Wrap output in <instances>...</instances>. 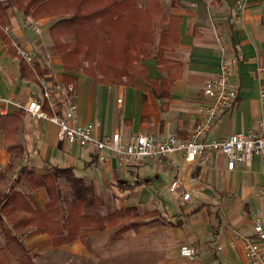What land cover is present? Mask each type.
Returning <instances> with one entry per match:
<instances>
[{
	"label": "crops",
	"instance_id": "obj_1",
	"mask_svg": "<svg viewBox=\"0 0 264 264\" xmlns=\"http://www.w3.org/2000/svg\"><path fill=\"white\" fill-rule=\"evenodd\" d=\"M147 1L137 0L141 6ZM159 1L166 19L156 22L153 54L143 59L146 74L124 83L100 81L82 68L65 69L50 34V26L58 16L37 19L42 32L27 30L23 27L22 10L6 4L8 21L0 27V96L23 101L42 98L35 75L23 72L22 60L14 50L19 44L31 51V66L49 79L56 93L57 83H75L73 100L78 118L83 122L100 121V137L121 128L124 141L138 133L184 139L200 119L201 107L207 101L203 92L205 82L220 68L217 30L227 44L229 57L236 61L231 82L238 88L239 100L234 108L221 111L208 135L257 130L261 119L259 90L264 83V74L259 76L256 71L264 64V0ZM171 28L174 45L161 50L162 32ZM57 97L62 104L61 89ZM20 110L8 105L0 119V194L17 190L31 199L34 208L43 207L50 200L46 188H34L26 178L19 179L20 168L28 165L37 173L46 174L54 166H73L78 176L94 185L96 194L106 204H115V209L135 206L142 214H151L147 218L142 216L144 221L138 230L126 231L132 245L129 250L141 256L144 264H249L237 232L255 239L254 218L257 213L264 216L260 155H255L250 165L239 161L234 169L227 167L225 154L218 151L209 158L199 154L193 160L176 153L173 162L163 163L153 157L121 163L114 155L102 162L90 148L62 141L56 123ZM15 145L22 155L9 149ZM3 165L15 169L14 176L1 174ZM175 179L181 181V186L171 191ZM65 185L64 181L62 186ZM185 192H190L188 199L183 197ZM152 198H163L164 204H154L142 211L141 207L154 201ZM166 212L172 216H166ZM21 214L29 216L30 212ZM119 228L115 225L100 230L84 226L80 237L54 245L50 234L35 225L18 234L13 221L3 215L0 260L24 264L10 251L8 232L20 236L22 245L38 264H59L75 256L82 262L88 260L91 242L96 243V249L106 243L98 233L115 234ZM183 245H193L196 255L183 256ZM95 258L96 264H104L102 253L97 252Z\"/></svg>",
	"mask_w": 264,
	"mask_h": 264
},
{
	"label": "trees",
	"instance_id": "obj_2",
	"mask_svg": "<svg viewBox=\"0 0 264 264\" xmlns=\"http://www.w3.org/2000/svg\"><path fill=\"white\" fill-rule=\"evenodd\" d=\"M6 4L18 7L35 19L60 16L51 24L50 33L65 69L82 68L104 82L124 83L136 75L146 74L143 59L153 54L156 22H165L166 19L159 0H148L145 6L139 5L137 0H0V27L8 21ZM171 32H174L172 28L162 32L161 50L174 45ZM5 37L11 42L6 33ZM14 50L22 60L23 72H30L40 81L39 70ZM69 82L67 80L65 85ZM45 108L50 110L47 100ZM20 111L26 112L25 109ZM4 116V113L0 114V119ZM9 149L17 156L22 155L17 150L18 145ZM19 173L18 178H26L32 187H45L50 200L45 206L34 208L31 199L20 191L0 194V222L3 215L7 216L18 234L29 225H35L50 234L54 245H59L80 237L84 226L105 230L122 224L115 233L121 237L131 228L138 230L141 222L135 218L151 215L148 212L142 214L135 206L116 208L107 214L89 211L103 206L105 200L96 194L90 181L76 174L73 166H54L52 172L39 174L24 165ZM64 181L66 185L63 187ZM23 211H29L30 215L22 216ZM124 221L127 224H123ZM7 236L10 251L24 264H38L22 245L20 236L10 232ZM0 264H10V261L0 260Z\"/></svg>",
	"mask_w": 264,
	"mask_h": 264
},
{
	"label": "built area",
	"instance_id": "obj_3",
	"mask_svg": "<svg viewBox=\"0 0 264 264\" xmlns=\"http://www.w3.org/2000/svg\"><path fill=\"white\" fill-rule=\"evenodd\" d=\"M28 23L35 30H41L38 20L32 19V16L28 18ZM215 31L221 51L220 68L218 73L207 79L204 84L203 92L207 96V101L201 107L200 119L187 138L181 139L175 135L157 138L151 133H138L129 141H124L121 128L110 136L102 138L97 133L100 121L83 122L78 118V107L73 100L75 83L70 81L63 85L61 88L62 104H59L54 87L44 76L39 77L42 86L41 99L32 97L23 101L13 96H0V114L6 112L8 105H14L25 109L28 114L37 119L43 118L56 123L59 127L58 136L62 141L90 148L102 162L114 155L121 163H126L131 159L141 160L149 157L156 158L158 162L163 163L173 162V156L176 153H181L187 160H193L199 154H204L206 158H209L218 151L225 154L229 169H234L239 161L244 165H250L253 157L260 155L264 177V83H261L259 90L261 119L257 130L235 132L228 136L208 135L221 111L234 108L239 100L238 88L231 82L236 69V61L229 57L228 47L222 34ZM16 50L18 54L32 63L33 57L27 48L16 44ZM256 71L259 76H262L264 64L259 65ZM46 100L50 111L45 108ZM180 186L181 181L175 179L170 185V190L177 191ZM260 194L264 200V183ZM183 197L188 199L190 192H185ZM254 228L255 239L248 238L241 232L237 234L244 243L249 264H264V216L261 213H257L254 218ZM180 251L183 256L193 257L197 250L193 245H183Z\"/></svg>",
	"mask_w": 264,
	"mask_h": 264
},
{
	"label": "rangeland",
	"instance_id": "obj_4",
	"mask_svg": "<svg viewBox=\"0 0 264 264\" xmlns=\"http://www.w3.org/2000/svg\"><path fill=\"white\" fill-rule=\"evenodd\" d=\"M20 12H21V14H23V18H22L23 19L22 20L23 27L25 29H27V30L28 29L35 30L34 27H31L29 25V23H28V17H27L28 15L24 14L22 11H20ZM56 16H58V15H56ZM59 17L60 16H58V18ZM39 26L42 28L41 24H39ZM36 32H42V29H41V31H37L36 30ZM156 37H157V33L155 35V41H154L152 46H154L155 43L157 42ZM66 40L67 41H71L72 39L71 38H66ZM53 43L55 45L54 41H53ZM55 47H56V45H55ZM56 49H57V47H56ZM57 51H58V49H57ZM59 54H60V52H59ZM31 55H32V53H31ZM60 56H61V54H60ZM32 57H33V55H32ZM59 85H60L59 83H57V85H56L57 86V90H56L57 93L55 92L56 97H57V95L59 93V90L63 87L62 84H61V86H59ZM37 87L39 88L40 92L42 93V86H41L40 81H38ZM57 98H59V97H57ZM17 165H18V163L16 164V167H17ZM2 167H4V168L1 170V174L4 173V175L8 174V175L14 176L13 172L15 171V169L13 170L12 168H10L7 165H3V166H1V168ZM16 182L17 181H15V184H16ZM169 195H173V193L169 192ZM110 203H111V201H110ZM154 204H164L163 203V198L155 199L148 206L141 207V210L144 211L145 208H147V207H153ZM114 209H115V204L111 203V205H110V204H106L105 203L103 206L91 208V209H89V211L98 212V213H101V214H107L109 212H112ZM166 216H170L171 217L172 213L166 212ZM134 220H138L139 222L142 223L144 221V218L142 216H140V217L135 218ZM123 224H127V221H124ZM116 225L120 226L122 224H116ZM113 226H115V225H113ZM98 236L101 239H104L106 243L104 244V246H100V247H98V249H96V243L95 242H91L90 246H91L92 250H91V255L88 257V260L82 262L81 259L78 256L77 257L75 256V257H72V258H70L68 260L62 261L59 264H81V263L96 264L95 256H96L97 252L103 254V256H104V264H144L143 261L141 260V256H138V255L136 256L135 255L136 253H134L132 250L131 251L129 250L132 247V245H130L129 242L127 241V237L129 235L127 234L126 231L122 234L121 237H117L115 234H110V233H107V232L106 233L105 232L104 233H98ZM128 254H131V255H128Z\"/></svg>",
	"mask_w": 264,
	"mask_h": 264
}]
</instances>
